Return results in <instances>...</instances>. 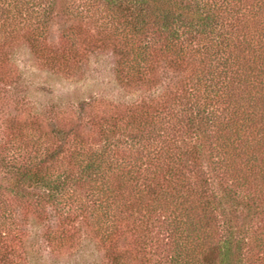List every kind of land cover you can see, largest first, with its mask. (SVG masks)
<instances>
[{"label": "trees", "instance_id": "16d2710c", "mask_svg": "<svg viewBox=\"0 0 264 264\" xmlns=\"http://www.w3.org/2000/svg\"><path fill=\"white\" fill-rule=\"evenodd\" d=\"M20 41L64 77L110 49L119 84L165 87L35 105ZM31 219L106 264H264V0H0V264H33Z\"/></svg>", "mask_w": 264, "mask_h": 264}, {"label": "rangeland", "instance_id": "374dc122", "mask_svg": "<svg viewBox=\"0 0 264 264\" xmlns=\"http://www.w3.org/2000/svg\"><path fill=\"white\" fill-rule=\"evenodd\" d=\"M12 62L21 80L29 86V95L35 105L58 104L74 108L78 102L126 104L161 94L165 87L150 91L142 87H125L118 83L115 73L116 57L110 49L91 55L80 71L71 77L52 73L39 67L29 47L23 41L12 48ZM21 88L17 89L16 94ZM86 109H88L86 107ZM26 245L28 260L33 264H106L104 252L95 239L81 227L82 242L67 251H53L44 239V226L31 219L27 225Z\"/></svg>", "mask_w": 264, "mask_h": 264}]
</instances>
